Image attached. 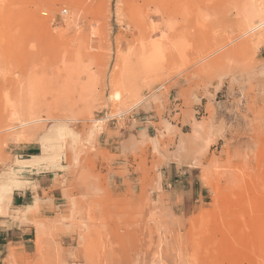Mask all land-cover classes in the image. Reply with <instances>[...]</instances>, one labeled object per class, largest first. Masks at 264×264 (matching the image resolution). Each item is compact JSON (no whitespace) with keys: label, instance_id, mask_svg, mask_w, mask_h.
<instances>
[{"label":"rangeland","instance_id":"1","mask_svg":"<svg viewBox=\"0 0 264 264\" xmlns=\"http://www.w3.org/2000/svg\"><path fill=\"white\" fill-rule=\"evenodd\" d=\"M0 264H264V0H0Z\"/></svg>","mask_w":264,"mask_h":264},{"label":"crops","instance_id":"2","mask_svg":"<svg viewBox=\"0 0 264 264\" xmlns=\"http://www.w3.org/2000/svg\"><path fill=\"white\" fill-rule=\"evenodd\" d=\"M25 160H32V159H25ZM38 165L39 164L35 162L32 165V167L33 168L35 167V169L32 168L31 170H32V172L37 173V176L34 178V181H36L35 188L36 189L37 188H40L39 190H43V189L46 188V187H43V185L41 184V180H43L44 173L42 172L43 170H39ZM20 195H23V194H20ZM19 236H20L21 242H22V244H23L24 247L26 246L27 243H29L32 240L31 237H28L27 236V233L24 232V231L21 232Z\"/></svg>","mask_w":264,"mask_h":264}]
</instances>
